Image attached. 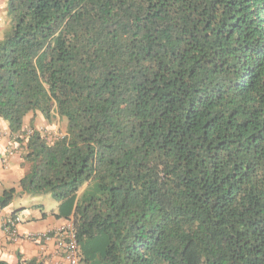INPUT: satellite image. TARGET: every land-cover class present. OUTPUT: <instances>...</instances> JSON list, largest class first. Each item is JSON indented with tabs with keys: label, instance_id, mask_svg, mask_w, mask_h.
<instances>
[{
	"label": "trees",
	"instance_id": "16d2710c",
	"mask_svg": "<svg viewBox=\"0 0 264 264\" xmlns=\"http://www.w3.org/2000/svg\"><path fill=\"white\" fill-rule=\"evenodd\" d=\"M6 14L0 120L31 165L19 186L74 222L80 264H264V0ZM56 118L66 133L49 139L36 124Z\"/></svg>",
	"mask_w": 264,
	"mask_h": 264
},
{
	"label": "crops",
	"instance_id": "0c3cea01",
	"mask_svg": "<svg viewBox=\"0 0 264 264\" xmlns=\"http://www.w3.org/2000/svg\"><path fill=\"white\" fill-rule=\"evenodd\" d=\"M3 35H0V40ZM0 130L5 135L0 137V194L10 187L17 188L20 195L18 202H13L0 210V259L11 264H26L31 259H36L38 264H58L61 255L57 250V240L52 238L48 241L33 242L27 239L13 241L5 232V222L8 218L19 216L18 229L22 235L29 232H47L65 225L68 219L56 218L53 213L57 212L58 202L54 201L50 208L39 197H30L24 193L19 182L26 175L31 165L23 157V149L17 141L11 139L9 125L0 120ZM7 163H5V159Z\"/></svg>",
	"mask_w": 264,
	"mask_h": 264
},
{
	"label": "built area",
	"instance_id": "2783aa9c",
	"mask_svg": "<svg viewBox=\"0 0 264 264\" xmlns=\"http://www.w3.org/2000/svg\"><path fill=\"white\" fill-rule=\"evenodd\" d=\"M5 135L0 130V137ZM8 158L5 159L7 163ZM20 222L19 216H12L5 222V232L13 241L27 239L33 242L48 241L56 238L57 250L61 255V261L58 264H80L79 258V242L74 222L68 221L65 225L47 232H29L22 235L18 229Z\"/></svg>",
	"mask_w": 264,
	"mask_h": 264
},
{
	"label": "rangeland",
	"instance_id": "374dc122",
	"mask_svg": "<svg viewBox=\"0 0 264 264\" xmlns=\"http://www.w3.org/2000/svg\"><path fill=\"white\" fill-rule=\"evenodd\" d=\"M8 3L9 0H0V35H3V37L7 32L11 31L12 29V21L7 17L6 14ZM36 127L49 139H54L55 137L62 136L66 133L63 122L58 118H56L52 122L41 120L39 123L36 124ZM35 196L39 197L41 199V202H45L47 204L46 205L47 208H50L55 201L52 194L49 192L43 194H36V195L31 194L30 197L33 198ZM19 198L20 195L17 194L16 197L14 198L13 205L14 203L18 202Z\"/></svg>",
	"mask_w": 264,
	"mask_h": 264
}]
</instances>
